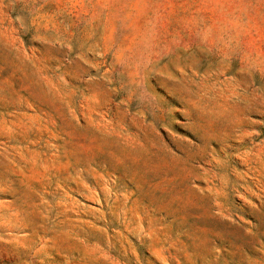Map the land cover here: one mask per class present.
I'll return each instance as SVG.
<instances>
[{
  "label": "rangeland",
  "instance_id": "obj_1",
  "mask_svg": "<svg viewBox=\"0 0 264 264\" xmlns=\"http://www.w3.org/2000/svg\"><path fill=\"white\" fill-rule=\"evenodd\" d=\"M0 264H264V0H0Z\"/></svg>",
  "mask_w": 264,
  "mask_h": 264
}]
</instances>
